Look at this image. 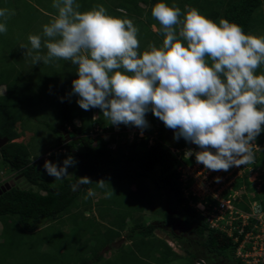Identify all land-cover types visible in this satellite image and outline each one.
Masks as SVG:
<instances>
[{"label": "trees", "instance_id": "1", "mask_svg": "<svg viewBox=\"0 0 264 264\" xmlns=\"http://www.w3.org/2000/svg\"><path fill=\"white\" fill-rule=\"evenodd\" d=\"M157 2L178 6L181 19L188 9L196 8L217 24L224 18L240 25L245 34H253L259 26L255 19L264 0H76L81 12L102 4L109 15L131 19L139 28L141 53L146 50L143 43L152 41L153 45L160 47L163 42V33L158 31L159 23L151 15V9ZM52 4L53 0H0V9L14 10L15 15L8 21H14L16 31L25 34L20 39L23 42L34 31L33 25L41 16L52 19L58 15V10ZM121 8L125 10L124 13L118 11ZM262 25L264 27V22ZM150 26H154L156 31H151ZM10 28V23H7V31ZM36 34L40 35L38 30ZM22 42L19 44L8 34L0 33V87H4V94L0 95V138L8 140L0 148V161L10 171L20 175L27 185L25 188L10 185L0 194V264L6 263V257L11 255L14 248L24 245L21 238L29 236L34 240L28 249L29 259L16 264H138L140 256L150 258L155 264L178 261L179 255L164 240L153 235L158 228L165 230L162 222L145 224L139 215L129 216L121 209L118 220L112 223L108 221V224H98L91 221L95 217L86 216L95 205L98 216H102L99 211L102 210L100 205L103 201L108 205L107 215L114 213L110 209L124 206L136 207L142 213L146 206L151 205V196L142 185L146 178L152 182L161 199H165L163 215L172 221L167 210L173 211L171 205L174 204L180 212L181 224L186 227L188 235L193 236L188 239L171 232L172 238L182 246L188 257L186 264H197L199 261L203 264H229L230 259L235 261L234 264H245L235 257V253L249 227H244L242 234L234 231L231 236L213 229L182 194L178 167L196 162L195 158L181 156V150L189 142L183 137L174 142L167 140L165 134L168 128L159 118L153 117L152 122L160 120L161 123L152 144L149 145L146 138H141L142 149L132 142L113 145L106 131L111 130L113 125L104 118L102 111L94 108L96 116L92 108L83 110L77 103L79 96L76 98L72 94L70 88L72 81L78 78V66L63 60L51 65L42 62L33 65L31 58L25 54L26 49L21 47ZM257 71L264 72V66ZM42 104L50 113L52 124L39 123L53 133L56 149L47 160L62 165L64 159L72 156L77 162L72 167V176L62 181L47 174L43 167L45 160L33 162L28 147L30 144L15 142L30 130L28 124L35 120L34 111ZM75 120H78V125L74 123ZM17 123L21 124L22 130L16 129ZM261 127L264 129V125ZM144 131L152 133L149 128ZM67 134H74L76 138L66 140ZM262 143L264 130L254 142L255 145ZM35 156L36 153H33V158ZM254 157L264 163V151H256ZM85 176L93 183L73 191L71 185L76 183L78 177ZM99 180H105L109 186L105 189L97 187L95 182ZM251 186L253 183L248 181L247 173L242 178L234 179L233 190L238 192L244 187L247 191L234 204L248 211L251 203L258 202L264 209V184L258 192ZM89 188L100 193V198L85 199ZM111 188L115 195L120 189L124 193L118 202L113 195L106 197L105 193ZM194 198H191L193 203L199 201ZM206 201L217 205L212 199L206 198ZM11 226L17 228L16 235L9 234ZM86 228H91L89 233L92 234L85 233ZM123 234L128 243L113 248L112 244L122 239ZM124 247H128L127 252ZM104 248L111 249V252L116 250L115 256L109 252L108 258L104 259Z\"/></svg>", "mask_w": 264, "mask_h": 264}, {"label": "clouds", "instance_id": "2", "mask_svg": "<svg viewBox=\"0 0 264 264\" xmlns=\"http://www.w3.org/2000/svg\"><path fill=\"white\" fill-rule=\"evenodd\" d=\"M52 7L58 15L43 26L44 39L29 35L30 47H21L33 65L63 60L78 66L72 94L79 96L77 103L83 110L99 108L110 124L139 128L140 139L146 138L145 117L151 111L174 131L175 140L183 137L197 145L201 151L195 153L196 162L211 171L251 164L254 151H264V143L254 144L264 130V72L257 71L264 66V36L245 34L240 25L224 18L217 24L196 8L188 9L181 19L178 6L157 2L151 15L163 33L162 46L151 45L141 53L139 28L129 18L109 15L102 4L81 12L76 0H53ZM13 15L14 10L0 9V33H7V21ZM152 143L150 137L148 144ZM192 154L191 150L186 153ZM76 163L68 156L62 165L45 160L43 167L62 181ZM92 183L89 177H78L71 187L76 191ZM95 183L101 189L109 186L105 180ZM228 189L226 196L225 192L207 193L204 198L192 194L199 201L190 206L211 228L231 236L246 227L239 215L251 214L259 203L242 211L234 204L232 186ZM94 195L89 188L84 198ZM105 195L111 198L113 189ZM221 201L229 202L236 213H219ZM255 212L259 214L258 207Z\"/></svg>", "mask_w": 264, "mask_h": 264}, {"label": "rangeland", "instance_id": "3", "mask_svg": "<svg viewBox=\"0 0 264 264\" xmlns=\"http://www.w3.org/2000/svg\"><path fill=\"white\" fill-rule=\"evenodd\" d=\"M144 7V6H142ZM258 12V11H257ZM257 14V13H256ZM39 21H42L40 23L35 22L33 25V29L34 31L32 33H30L29 35H33L36 33V31H39L40 36L42 37V40L44 39L43 37V26L45 24H48L51 19L49 18H45L44 16L40 17L38 19ZM256 23L259 24V26L256 27V29H254V32L252 35H256V36H264V27L262 25V23L264 22V2L263 5L261 6V10L258 12V14L256 15ZM7 23H10V29L7 31L6 34L9 35L10 39H13L15 42L17 43H21L22 41H20V39L22 37L25 36V34H22L21 32L18 33L16 30V26L17 24L12 21L9 20ZM260 28V30H258ZM262 29V30H261ZM150 30L151 31H156V28L154 26H150ZM15 33H18L17 35H15ZM37 35V34H36ZM18 37V38H15ZM27 38V40H26ZM25 40L23 41L22 45H27L28 47H30V43L28 41V37H26ZM150 40V39H149ZM148 40V42H149ZM154 40V39H152ZM143 45L145 46V49L147 50L151 45H153V42H149L148 44L143 43ZM21 46V45H19ZM159 46H162L161 44ZM46 51V50H45ZM40 74V73H39ZM38 74V75H39ZM42 74V73H41ZM52 74V73H51ZM72 89V87L70 88ZM4 94V87L1 86L0 87V95ZM78 95H75V97L77 98ZM79 99V97H78ZM92 111L94 112V108H92ZM35 120L29 122L28 126L30 127L28 131H25L23 133V135L21 137H19L18 139L15 140V142L18 143H22V144H30L29 147V151L32 154V160L33 162H41L44 160H47L50 158V156L52 155V153L55 152V143H54V137H53V133H51L48 129H46V127L44 125H42L39 122H45V123H50L52 124V120L50 118V113L48 112V110L45 108V106L42 104L40 105L35 111ZM93 115H96L95 112ZM155 118V116L153 115V113L151 111L146 113V120L148 121L149 124V129L152 131V133H148L145 131V137L147 140H149V138L151 137L152 139H154L157 136V128L160 125V120H157L155 122H152V118ZM157 119V117H156ZM37 120V121H36ZM154 121V120H153ZM75 124H79L78 120L74 121ZM108 128V126H106ZM16 129L18 131L22 130L21 124L17 123L16 124ZM100 129V128H99ZM111 130L106 129L107 133H109V141L112 142L113 145H118L121 143H130L132 142L133 144H135L138 148L140 147V138L137 136V131H141L139 128L135 127V126H131V127H127L123 124L119 125V127L117 126H112V128H110ZM110 131V132H109ZM144 131V130H143ZM144 133V132H143ZM53 137V138H52ZM165 137L167 140H170L171 142H174V131L172 129H167ZM76 137L74 136V134H67L66 135V140H72L75 139ZM53 140V141H52ZM56 141V140H55ZM53 147L54 150H50V148ZM189 150H191V152L193 153L191 156L186 155L187 152H189ZM211 151L215 152L214 149H210ZM255 149H253L254 151ZM201 151V149L193 144V143H188V145L184 148V150L181 152V156L183 158H195V153ZM36 153V158H33V153ZM44 152H47L44 154ZM256 153V151L254 152V154ZM263 161H259L256 160V157H254V162L251 164H247V165H241L240 167H231L228 171H211L206 169L202 164H199L197 162H195L192 165L189 164H184V167L181 169L180 172V176H181V182H182V194L186 200V202H188L189 205L193 204V199L192 198V194L199 196L200 198H204L206 196L207 193H213L214 195H218L221 192H226L229 191L228 188H230V186H232L234 179L236 178H242L243 174L247 173L248 174V181L250 183H253V188H255V190L260 189L262 187V185L264 184V163L262 164ZM73 168L69 167L68 168V172L69 175L68 176H72L73 174ZM219 177L220 178V182H216V178ZM211 183L208 184V183ZM5 184H8L9 186L13 185V186H19L22 188L27 187L25 181L20 177V175H18L17 173H14L12 171L9 170V168L7 166H4L1 161H0V187L4 186ZM142 185L144 186L146 193L148 195L151 196V205H148L144 208L143 212L140 213L136 207H129V206H124V208L121 207H115L112 208L110 210H114V213H109L107 215V207L108 205H106V201H103L104 203L101 204L100 206L102 207V210L100 209V213L102 214V216H98L97 210H96V205L92 206L91 208V214L88 213L89 215H86L87 217L91 218V217H95L93 219H91V221L93 222H98V224L101 222V224H108V221L114 222L118 220V215H119V211L124 210L125 212L129 213L130 215L134 216H140L142 218V221L146 224L148 223H153V222H162L164 223V228L165 230H162L161 228H158L154 231L153 235L156 236L157 238H160L162 240H164L168 246L170 248H172V250L179 255V260L174 261L173 263L170 264H186L185 259L188 258L186 253L183 251L182 246H180V244H178V242H176L175 238H172L171 236V232H173V234H175L176 236H184L185 238L188 239H192L193 236L188 235L186 227L184 225L181 224V220H180V212L177 208H175L176 206L174 204H172V209L173 211H168L170 217L172 218L169 219L168 217H165L163 215V207L166 205L165 203V199H161L162 197L160 196V194L158 193V191L155 189L154 185L152 184V182L149 179H143V183ZM210 185V186H209ZM132 190H134V187H132ZM232 192H234V196L235 198L241 200V197L243 194L247 193V191L244 189V187H242L238 192L235 190H232ZM236 192V193H235ZM117 195H115L113 193V196L115 197V200L118 202L119 200H121L122 195H124V193L121 191L119 192H115ZM100 193H95L94 196H91V198H93L94 200H96L97 198H100ZM112 196V197H113ZM197 199L198 198H194ZM163 203V204H162ZM258 203V202H257ZM260 204V203H259ZM198 206V205H196ZM200 208V207H198ZM238 209V208H237ZM241 209V208H239ZM243 211V209H241ZM129 219L126 220L127 224L129 223ZM131 225V223H130ZM42 227V226H41ZM40 227H37V229H39ZM92 228V227H91ZM91 228H86L85 229V233H89L90 231H92ZM239 229H241V227H239ZM9 230V234H15L16 235V231L17 228L15 226H11ZM104 231V228H103ZM92 234L89 233L88 235ZM19 235V234H18ZM122 239H119L116 243L112 244V247H118L119 245H124L127 242V238L123 235H121ZM87 238V237H86ZM21 240L23 241L24 245L23 246H19L17 248H14L11 251V255H8L6 258V263L5 264H16L18 262H23L29 259V248H31V245L33 243L34 240H32V238L29 237H23L21 238ZM235 240V239H234ZM249 241V239H248ZM246 247L250 246V244H245ZM126 250L125 252H127L128 247H124ZM43 250V249H42ZM111 249L106 250V248H104V250H102V256L104 259H107L109 256V252H111ZM111 255L116 254V250H113V252L110 253ZM236 254V253H235ZM236 257V255H235ZM111 260V259H110ZM140 262L138 264H144L142 261L147 262L148 264H155L154 262L152 263V260L148 257H143L140 256L139 257ZM187 260V259H186ZM234 260L230 259L228 260L229 264H234ZM202 261L197 262V264H202ZM131 264V263H129ZM137 264V262L135 263Z\"/></svg>", "mask_w": 264, "mask_h": 264}, {"label": "built area", "instance_id": "4", "mask_svg": "<svg viewBox=\"0 0 264 264\" xmlns=\"http://www.w3.org/2000/svg\"><path fill=\"white\" fill-rule=\"evenodd\" d=\"M257 207L260 210L259 214L255 212ZM219 209L223 211L219 212L221 214L228 212L233 215L236 213L227 201H221ZM239 217L243 219L242 226H248L249 229L237 247L236 256L245 264L264 263V210L260 205H254L251 214L239 215ZM233 218L231 217V220ZM252 220L254 222H251ZM237 230L239 233L243 232V228ZM245 244H250V246L246 247Z\"/></svg>", "mask_w": 264, "mask_h": 264}, {"label": "water", "instance_id": "5", "mask_svg": "<svg viewBox=\"0 0 264 264\" xmlns=\"http://www.w3.org/2000/svg\"><path fill=\"white\" fill-rule=\"evenodd\" d=\"M7 138H0V148L7 143ZM9 185L8 184H5L4 186H1L0 187V194L4 191H6L7 189H9Z\"/></svg>", "mask_w": 264, "mask_h": 264}]
</instances>
